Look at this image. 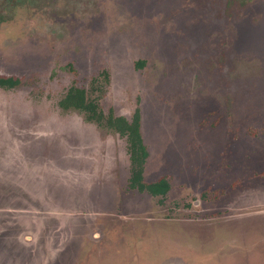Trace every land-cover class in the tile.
<instances>
[{
  "label": "rangeland",
  "instance_id": "rangeland-1",
  "mask_svg": "<svg viewBox=\"0 0 264 264\" xmlns=\"http://www.w3.org/2000/svg\"><path fill=\"white\" fill-rule=\"evenodd\" d=\"M226 1L0 0V264H264V0ZM72 84L140 107L165 197Z\"/></svg>",
  "mask_w": 264,
  "mask_h": 264
},
{
  "label": "trees",
  "instance_id": "trees-1",
  "mask_svg": "<svg viewBox=\"0 0 264 264\" xmlns=\"http://www.w3.org/2000/svg\"><path fill=\"white\" fill-rule=\"evenodd\" d=\"M235 0H227L226 6L234 7ZM146 60H140L138 64H144ZM100 75L104 80H109L108 72L103 70L100 74L91 79V85L94 91H102V82ZM21 78L17 76L0 75V87L12 89L20 86ZM59 106L63 110L77 109L84 112L85 117L90 122H95L102 127L117 132L124 136L128 143V149L131 162V174L128 187L140 192H148L152 195L165 197L171 189L170 177L164 175L157 180L148 181L145 178V165L150 155L149 147L146 144L141 130V109L137 107L130 118L115 114L113 109L105 112L97 96H91L85 87L72 84L66 93L59 100Z\"/></svg>",
  "mask_w": 264,
  "mask_h": 264
}]
</instances>
